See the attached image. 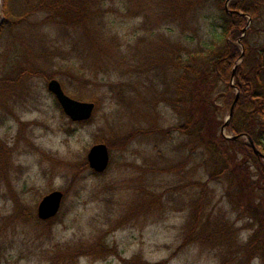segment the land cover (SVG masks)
I'll list each match as a JSON object with an SVG mask.
<instances>
[{
    "label": "trees",
    "instance_id": "16d2710c",
    "mask_svg": "<svg viewBox=\"0 0 264 264\" xmlns=\"http://www.w3.org/2000/svg\"><path fill=\"white\" fill-rule=\"evenodd\" d=\"M116 1L23 0L13 7L3 0L0 46L7 25L26 56L0 77V130L16 120L17 145L24 140L33 148L24 135L29 127L17 111L38 97L34 78L46 85L57 79L73 99L95 103L90 121L74 123L56 100L69 125L93 123L108 100L113 107L109 132L102 130L95 142L111 152L135 142L152 146L153 155L140 169L168 179L160 190L142 177L132 208L142 215L155 212L162 220L176 211L178 198L187 213L181 249H206L220 264H264V160L247 140L264 154V0H118L125 12L114 7ZM37 16L43 18L34 20ZM132 18L141 23L128 39L117 21ZM92 85L99 97L91 93ZM237 92L240 99L224 134ZM163 107L173 115L169 126L163 124ZM13 154L0 136V182L8 185ZM70 169L75 183L87 171L98 177L106 173L91 170L87 158ZM15 201L10 224L23 219L47 225L57 218L41 221L36 207ZM49 252L53 264L111 255L89 244ZM124 264L166 261L150 263L136 256Z\"/></svg>",
    "mask_w": 264,
    "mask_h": 264
},
{
    "label": "rangeland",
    "instance_id": "374dc122",
    "mask_svg": "<svg viewBox=\"0 0 264 264\" xmlns=\"http://www.w3.org/2000/svg\"><path fill=\"white\" fill-rule=\"evenodd\" d=\"M21 1L10 0V4L16 7ZM116 3L114 7L125 12V5L118 4V0ZM108 5H112L111 1ZM42 18L37 16L34 20ZM3 19L1 10L0 22ZM117 22L123 35L133 39L141 19H119ZM261 25L264 26V17ZM8 29L6 25L1 36L0 77L11 73L26 56L25 46L10 37ZM31 85L35 86L38 97L29 100L27 108H19L17 117L29 127L24 135L31 139L33 148L29 149L24 140L17 145L19 123L16 120L10 119L0 130V136L14 148L12 167L6 172L9 185L6 181L0 182V264H53L49 251L82 244L109 249L111 255L83 256L78 264H124L136 256L150 263L220 264L206 249L196 246L181 249L187 213L181 211L182 202L178 198L173 204L176 211L162 220L157 219L155 212L142 215L132 208L139 195L141 179L146 178L145 181L154 183L155 189L160 187V190L168 183L166 177H154L140 169L153 155L152 146L135 142L110 151L111 162L105 174L98 177L87 171L76 183L73 181L70 167L87 158L91 147L98 144L95 142L98 133L109 132L113 107L108 100L104 101L93 123L69 125L45 81L34 78ZM68 88L69 92L75 91L71 86ZM90 91L97 97L101 95L97 86L92 85ZM161 114L165 126L174 123L170 109L163 107ZM53 191H62L64 201L59 215L51 223L23 219L9 223V218L17 212L15 199L36 207L37 212L43 197Z\"/></svg>",
    "mask_w": 264,
    "mask_h": 264
},
{
    "label": "water",
    "instance_id": "95a60500",
    "mask_svg": "<svg viewBox=\"0 0 264 264\" xmlns=\"http://www.w3.org/2000/svg\"><path fill=\"white\" fill-rule=\"evenodd\" d=\"M232 0H228L229 4ZM2 0H0V13L2 10L1 7ZM252 25V19L249 20L248 27L244 30V35L247 31V29ZM236 75V68L233 72V77ZM48 91L55 97V99L58 101L59 105L61 106L63 112L65 115L74 123H85L92 119L96 105L92 102H84L79 101L76 99H73L69 95L66 94L64 91L62 84L59 80L53 79L48 82L47 85ZM240 99V93L237 92L236 98L234 100V103L231 106L230 112L228 117L226 118L225 125L222 128V133H226L227 128L230 126L232 117L234 115V110L239 102ZM231 138V137H229ZM237 137H234L233 139H236ZM248 142L252 145L255 153L264 160V154L261 153L259 148L256 146L254 141L247 137ZM87 160L88 164L95 173L97 174H103L105 173L111 162V155L109 147L105 143H98L91 147L87 154ZM64 201V193L62 191H53L49 194H47L38 206V217L41 221H49L54 218H56L62 208Z\"/></svg>",
    "mask_w": 264,
    "mask_h": 264
}]
</instances>
